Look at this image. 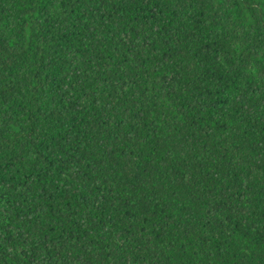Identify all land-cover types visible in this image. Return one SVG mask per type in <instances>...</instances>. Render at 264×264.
I'll list each match as a JSON object with an SVG mask.
<instances>
[{"label": "trees", "instance_id": "16d2710c", "mask_svg": "<svg viewBox=\"0 0 264 264\" xmlns=\"http://www.w3.org/2000/svg\"><path fill=\"white\" fill-rule=\"evenodd\" d=\"M0 264H264V0H0Z\"/></svg>", "mask_w": 264, "mask_h": 264}]
</instances>
